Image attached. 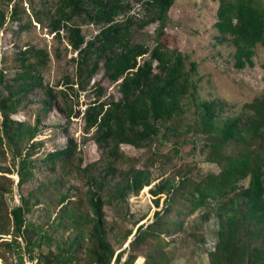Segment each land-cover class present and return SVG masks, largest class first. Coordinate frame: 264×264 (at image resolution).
<instances>
[{"label":"trees","instance_id":"16d2710c","mask_svg":"<svg viewBox=\"0 0 264 264\" xmlns=\"http://www.w3.org/2000/svg\"><path fill=\"white\" fill-rule=\"evenodd\" d=\"M0 1L9 4L12 0ZM137 1L145 6L148 15L136 23L128 15L132 9L129 0H58L48 24L50 33L60 38L64 30L68 45L77 52L76 74L63 75L61 83H45L42 69L50 54L34 46L19 50L17 66L8 79L1 69L0 247L15 255L17 264H24L25 257L36 260V264H78L75 262L79 253L84 254V264H111L113 259L115 264H133L140 255L144 257L143 264H171L167 247L173 240L165 238L182 231L184 224L172 216L187 217L206 209L201 219L207 221L214 216L217 222L215 250L208 253V264H264V93L245 103L240 113L226 118L217 128L216 119L225 104L196 99L190 91L195 85L184 68V56L177 47L169 46L173 41L165 29L174 0ZM216 1L214 27L221 36L231 37L234 67H252L256 47L264 46V0ZM12 15L16 18V8ZM82 15L85 22L99 27L89 39L74 22ZM121 16L124 19H119ZM6 19V10L0 6V28ZM152 22H157V28L155 45L150 50L135 42L132 28L135 24L143 28ZM100 66L103 78L117 84L118 98L105 101L101 82H93L89 88ZM195 68L192 63L191 71ZM92 87L94 96L82 119L84 131H93L96 144L103 150L102 163L99 168V162L82 166L79 159L77 171L87 189L78 197L69 191L60 193L55 204L58 211L51 223V227L57 225L68 235L58 240L55 249L34 255L33 249L40 248L44 239L51 242L54 238L42 226L26 223V214L41 202L46 188L39 185L26 195L20 193V203L9 208L7 195L12 196L14 190L9 174L17 175L19 190L34 180L41 160L35 156L34 139L42 118L55 102H61L69 120L75 114L74 106L79 105L80 92ZM33 92L39 93L40 104L35 122L13 119L25 102L32 101L29 97ZM191 134L203 137L201 146L195 139L189 140ZM159 137L174 138L164 155L167 159L170 153L182 158V151L194 153L199 149L218 172L193 174L194 168L187 166L176 171V180L155 182L149 192L156 207L165 196L162 208L154 212L151 223L140 224L134 233L130 230L123 236L125 242L132 234L133 239L121 262L124 250L115 255L108 239L104 207L125 202L130 194L149 186L152 179L148 169L118 167L120 146L145 148ZM7 150L12 160L4 165ZM78 150L77 142L69 138L64 147L48 152L42 161L51 170L57 166L66 168L74 164L73 154ZM198 239L203 241L204 236Z\"/></svg>","mask_w":264,"mask_h":264},{"label":"rangeland","instance_id":"374dc122","mask_svg":"<svg viewBox=\"0 0 264 264\" xmlns=\"http://www.w3.org/2000/svg\"><path fill=\"white\" fill-rule=\"evenodd\" d=\"M129 1L132 9L128 15L133 16L136 23L147 17L148 12L145 6L137 0ZM57 5L58 0H12L9 4L0 1V6L6 10L7 14L5 24L0 28V71L4 69L5 79L11 76L17 66L16 59L19 50L33 46L37 49H46L50 54V60L42 69L45 83L55 86L58 82L61 83L63 75L76 74L77 52L68 45L65 31L62 30L61 37L58 38L49 30L48 24ZM217 6L216 0H174L169 9V21L165 32L170 41H173L171 44L169 43V46L177 47L184 56V68L189 73L191 83L195 85V89L191 88L190 91H193L196 99L198 101L218 100L225 104L216 119V127L219 128L226 118L240 113L245 103L264 93V46L256 47L252 67L235 68L233 65L234 46L231 37L221 36L214 27ZM15 8L17 16L13 19L12 13ZM119 19H124V16ZM74 22L80 25L87 39L94 36L99 30L98 26L85 22L84 15L76 17ZM156 28L157 22L149 23L143 28H138L135 24L132 28V37L135 42L142 43L151 50L155 45ZM145 58L147 57L145 56ZM192 63L196 65L194 71H191ZM156 64L155 62L154 65L156 66ZM154 71H158L157 67ZM93 82H101L104 86L103 99L105 101L111 97H119L117 84H110L103 78L102 66L94 76L89 88ZM94 92L93 87L80 92L79 105L74 106L75 114L69 120L61 109V102H55L51 110L42 118L39 126L40 131L34 139L37 142L35 156L41 160L38 161L33 181L23 185L19 190L16 187L17 175L9 174L14 180L13 194L12 196L7 195L9 208L20 203V193L26 195L29 190L37 188L39 185H45L46 188L45 193L40 196L41 202L26 214V223L27 225L42 226L45 233L53 235L54 238L51 242L44 239L40 248L33 249L34 255H37L38 252L48 253L50 249H55L58 240L68 235L67 231L58 228L57 225L51 227V223L58 211L55 204L60 193L69 191L70 195L78 197L87 189L85 179L81 178L77 171L76 165L79 159L82 160V166L99 162L97 166L99 168L102 163L103 150L96 144L94 132L86 133L84 131L82 119L83 111L88 102L93 99ZM38 94L33 92L29 97V101L31 99L32 101L25 102L19 112L12 115L13 119L34 123L40 111ZM189 137V140H196L199 146L202 145L203 137L201 135L191 134ZM69 138H73L77 142L79 149L73 154L74 164L68 165L66 168L57 166L55 170H51L49 165L43 163L42 157L53 149L64 147ZM160 138L154 139L150 146L145 148H135L128 144L120 146L121 158L118 161V167L127 169L134 166L148 169L152 179L149 186L144 187L139 193L130 194L125 202L104 207L108 239L115 249V255L124 250L121 262L125 260L129 250L128 243L133 239L132 234L125 242L123 236L130 230L134 233L140 224L151 223L154 219V212L162 208L165 196L162 195L160 206L156 207L153 202L154 196L149 192L155 182L175 178L176 171L184 170L187 166L194 168L193 174L218 172L216 165L207 162L199 149L194 153L187 150L186 152L182 151V158L170 153V158L167 159L164 155L169 152L174 138L167 140ZM11 160V153L7 150L3 164L9 165ZM244 184H247L246 180ZM204 210L206 209H201L187 217L172 216L176 221L183 220L184 224L182 231L172 237L165 238L173 240L167 247V251L172 257L171 264H208L209 252L204 248V243L209 239L214 240L217 222L214 216L203 221L201 214ZM199 235L204 236L203 241L198 239ZM77 257L75 263L84 264V254L79 253ZM17 262L15 255L5 252L0 247V264H17ZM143 262L144 257L140 255L133 264H143ZM111 264L115 263L112 261Z\"/></svg>","mask_w":264,"mask_h":264},{"label":"built area","instance_id":"2783aa9c","mask_svg":"<svg viewBox=\"0 0 264 264\" xmlns=\"http://www.w3.org/2000/svg\"><path fill=\"white\" fill-rule=\"evenodd\" d=\"M204 248L207 252H211L215 250V240L209 239L204 243ZM114 262V259H113ZM24 264H36V260H30L25 257Z\"/></svg>","mask_w":264,"mask_h":264}]
</instances>
